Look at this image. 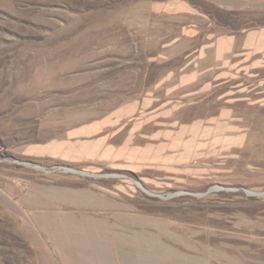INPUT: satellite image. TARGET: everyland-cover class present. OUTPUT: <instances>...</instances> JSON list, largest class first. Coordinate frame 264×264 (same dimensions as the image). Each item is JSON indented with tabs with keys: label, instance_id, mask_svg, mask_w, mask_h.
Masks as SVG:
<instances>
[{
	"label": "rangeland",
	"instance_id": "374dc122",
	"mask_svg": "<svg viewBox=\"0 0 264 264\" xmlns=\"http://www.w3.org/2000/svg\"><path fill=\"white\" fill-rule=\"evenodd\" d=\"M261 25L264 0H0V264H264V108L194 170L61 157L119 130L184 64L185 34Z\"/></svg>",
	"mask_w": 264,
	"mask_h": 264
},
{
	"label": "crops",
	"instance_id": "0c3cea01",
	"mask_svg": "<svg viewBox=\"0 0 264 264\" xmlns=\"http://www.w3.org/2000/svg\"><path fill=\"white\" fill-rule=\"evenodd\" d=\"M198 32L185 34L195 43L185 47L184 64L126 117L111 116L119 130L105 123L88 138L62 140V159L93 170L139 172L166 164L194 170L209 161V146L220 148L226 137L247 142L256 121L242 111L264 108V25L202 33L196 42Z\"/></svg>",
	"mask_w": 264,
	"mask_h": 264
},
{
	"label": "water",
	"instance_id": "95a60500",
	"mask_svg": "<svg viewBox=\"0 0 264 264\" xmlns=\"http://www.w3.org/2000/svg\"><path fill=\"white\" fill-rule=\"evenodd\" d=\"M249 191L252 192L253 195L264 197V191H252V190H249ZM247 192H248V190H247Z\"/></svg>",
	"mask_w": 264,
	"mask_h": 264
},
{
	"label": "bare ground",
	"instance_id": "6f19581e",
	"mask_svg": "<svg viewBox=\"0 0 264 264\" xmlns=\"http://www.w3.org/2000/svg\"><path fill=\"white\" fill-rule=\"evenodd\" d=\"M250 192V191H249Z\"/></svg>",
	"mask_w": 264,
	"mask_h": 264
}]
</instances>
